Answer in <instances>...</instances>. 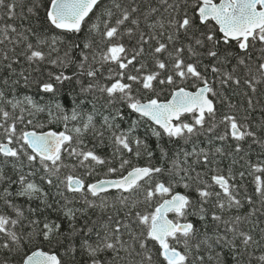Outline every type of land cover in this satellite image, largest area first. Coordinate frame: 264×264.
<instances>
[{"label": "snow or ice", "instance_id": "snow-or-ice-1", "mask_svg": "<svg viewBox=\"0 0 264 264\" xmlns=\"http://www.w3.org/2000/svg\"><path fill=\"white\" fill-rule=\"evenodd\" d=\"M97 11L79 42L48 31L82 34ZM22 60L60 70L36 82L27 69L17 72L14 65ZM0 66L18 74L25 86L36 83L45 94L56 95L65 82L75 81L80 85L76 96H84L69 110L58 101L42 105L0 86V186L8 185L0 191V264H155L153 244L159 245L156 255L164 264H223L222 253L213 252L224 248L234 264H242L246 254L251 264L254 252L249 249L260 241L241 225L256 228L255 218L264 215V158L249 159L238 174L225 173L213 167L214 156L224 154V148L211 145L212 137L231 138L236 155L245 152L248 140L264 150V120L256 126L248 118L257 105L264 112V0H0ZM9 79L12 88L19 86V80ZM185 81H193L195 90L183 86ZM3 83L7 86L8 80ZM242 86L248 89L244 117L225 93ZM165 88L171 89V99L160 98ZM143 92L154 95L142 99ZM85 100L92 101L91 111H84ZM221 105L229 109L223 115ZM52 108L64 130L37 131L42 127L34 124L38 114L51 116ZM133 113L152 122L150 135L158 141L167 136L192 142L191 150L170 152L158 144L161 162L151 163L156 151L137 134L140 120L122 127ZM202 134L209 136L208 148L195 144ZM109 145L110 156L98 150ZM126 154L146 156L148 163L133 164ZM97 167L106 168L105 178L88 182ZM249 177L254 195L247 194ZM45 185L55 189V209ZM178 186L191 189L196 198L177 191ZM113 190L118 195L110 203ZM141 193L144 203L157 201L153 210L133 211ZM77 196L85 205L79 209L71 206ZM17 198L28 207L18 205ZM34 201H41L43 209L33 207ZM245 204L251 206L249 214L226 216ZM109 208L113 211L104 219ZM89 209L101 215L78 227L76 221ZM44 210L62 212L58 219L68 218V233L58 219H41ZM193 215L204 222L200 228L189 219ZM260 233L264 239V228ZM37 237L64 248L65 256L39 246L31 250L28 245ZM106 253L111 259L104 258ZM77 255L82 259L76 260ZM259 261L264 262V254Z\"/></svg>", "mask_w": 264, "mask_h": 264}, {"label": "trees", "instance_id": "trees-1", "mask_svg": "<svg viewBox=\"0 0 264 264\" xmlns=\"http://www.w3.org/2000/svg\"><path fill=\"white\" fill-rule=\"evenodd\" d=\"M97 15H99L98 11L94 12V14H92L91 18L86 21L84 32L82 34L63 33L60 30H57L55 28H50V29H48V31L55 33L57 35L65 36V38L69 42H71L73 40L79 42L80 36L87 33L88 28L90 27L91 23L95 21ZM211 26L217 27L214 25V22ZM37 27H38V25H37ZM218 35H219V33H218ZM125 43L134 44L135 41L134 40H125ZM221 47H225V46L222 45ZM231 47L233 49H236L235 42L232 43ZM21 50H22V46H18L17 47V53H19ZM236 50H238V49H236ZM258 54H259V46H257V48L254 49V52H253L254 56L258 55ZM4 63H6V62H4ZM205 63H208V61H205ZM14 67L17 68V72H19L21 69H27L28 72L30 73L29 79L32 80L33 78H35L36 82L46 80L48 78L49 72L55 73V72H58L60 70L55 65H48V64H44V63H41L39 65H31L30 66L29 64L24 63L23 60L21 61L20 64L14 65ZM73 67H75V66L73 65L72 67H70L68 69V71H71ZM9 77H11V79H14V80H19L20 81L19 86L12 88L11 87V80L9 79ZM5 80H8L7 86H5L3 83ZM0 86L5 87V90L8 91L10 94H15V95L20 96V97L32 96L36 101H38L42 105L45 103L51 105V104H54L58 101L59 103L64 105L69 110L71 109V107L75 106L76 104H79L80 100L84 98L83 94L81 97L76 96V93L79 91L80 85L77 84L75 81L65 82V84L60 88L59 92L56 95L45 94L37 88L36 83H30L28 86H25L23 79H21V77L18 74H12L6 67H2V66H0ZM183 86L188 87L191 90H195V88L193 87V81H185ZM158 91H159V89H158ZM260 91L264 92V89H261ZM245 92H248V89L243 87V86L240 89H225L226 95L231 97L233 103L240 106V111H239L240 117H244L246 115L245 112L243 111V109L247 107L246 98L243 95V93H245ZM249 94H251V93H249ZM153 95H154V93L143 92L141 98L147 99V98L152 97ZM254 95L258 96V94H254ZM170 97H171V89L165 88L161 92L160 98L162 100H168ZM261 104H264V99H261ZM91 105H92V101L85 100V103L82 105V107H83L84 111L88 112V111L92 110ZM123 110L125 111L126 114H127V112L130 111L129 109L126 108V106L123 108ZM51 111L53 113V115H51V116L49 115V112H43V113L38 114L36 120L34 121V124L42 125V127L38 126L36 129L37 131H47L50 129H54L56 131L64 130L63 122L59 118V113L56 112L55 108H52ZM228 111H229V109L227 106H223V105L220 106L221 115H223L224 113H226ZM104 114L107 115V112H105ZM248 118L250 121L254 122V124L256 126L259 125L261 120H264V112H262L260 110V105H257L256 111L252 112ZM133 119L140 120V126L137 128V134L142 139H147L151 148L154 151H156V157H154L153 160L151 161V163H153V164L159 165L161 162L158 144H162L165 148L169 149L170 152L178 150L179 148H185V149L190 151L192 146H193L192 142H189L186 144L183 140H180V139H171L170 140L167 136H164L162 139H160L158 141V139L156 137L150 135L151 129L148 127V124H150L152 122L148 121L146 118L139 117V115L135 114V113H133L129 119L122 122V127L127 128L128 124L131 123V121ZM184 119L191 122V116L190 115H185ZM97 120L99 121L100 117H97ZM117 122L121 123L119 120ZM71 126L72 125L69 124V127H71ZM153 126H155V125H153ZM223 130H224L223 127H221L219 129H217V133L222 134ZM212 139H213V144L211 145V147L213 150L215 147H223L224 148V154H222V155L216 154L214 156L213 167L218 166L225 173H227V171L231 170L233 172V174H238L240 171H244L248 167L247 161L249 159H251L252 162H256L258 157L264 158V150H262L261 146L252 144L251 140H248V141L244 142V144H243V148H244L245 152L248 153V155H245V152H241L239 155H236L234 153V147H235L236 141L232 140L231 138H229V140L226 142L215 140V137H212ZM208 140H209V136L202 134L195 141V144L198 145L199 147H202V148H208L209 147ZM105 143L107 144V141H105ZM249 145H251L250 150H249ZM89 146H91V138H89ZM98 150L101 151V154L110 156V145L108 147L98 146ZM126 156H128V158L132 159L133 164L144 165V164L148 163V158L146 156H141L139 159L130 157V154H126ZM240 156H243L244 159H240ZM234 161H236V162L234 163ZM68 162L69 161H66V163H68ZM203 167L204 166L201 165V168H198L197 171H200ZM6 172L11 175L12 174L11 167L6 168ZM80 172H82V170H78V174H80ZM96 172H97V175H94L92 177L87 178L88 182H92L95 179L105 178L104 173L106 172V168L97 167ZM13 178H15V176H13ZM244 183L247 185V194L254 195V192H253L254 186L251 183V178L249 177ZM7 186H8L7 184H3L2 186H0V191H2L3 187H7ZM12 188L14 191L16 186L13 185ZM45 190L49 192V194H50L49 202L53 203V208L55 209L56 205H55L54 200L52 198L53 194L55 192V189H53L51 186L45 185ZM177 191H182V192L188 191L190 194L193 195V199L196 198L195 194L192 192L191 189L185 190L182 186H178ZM117 195L118 194L115 191H112L109 194L108 199H109L110 203L112 202L113 197H116ZM69 199H72L71 195H69ZM138 199L141 201V203L138 204L136 209H133L134 212L135 211H144V210L151 211V210H153V208L155 207V205L157 203V201H155V200L152 201L151 204L144 203L142 193L138 196ZM16 203L18 205L25 207V208L28 207V202L24 198H17ZM61 203H63V201H61ZM37 205H39L41 207V209H43V204L41 201L32 202L33 207H35ZM71 206L79 209V208L84 207L85 205H84L83 201L80 199V197L77 196L73 200V204ZM250 208H251L250 205L245 204L242 208H240L238 210H232L229 213H226V216H231V215L245 216L246 214H249ZM5 210L9 211V212L11 211L10 209H5ZM112 211L113 210L111 208H109L108 212L104 214L103 218L107 219V216L110 215L112 213ZM125 211H126V209H125ZM100 215H101V213H100L99 209H95V210L89 209L85 215L80 216L78 218V220L76 221V224L79 227V226L83 225L84 221H88L89 225H91V222L94 220H97V218ZM121 215H123V212H121ZM61 216H63L62 212L53 211V210H44L41 213L40 218L43 219L44 217H49L52 219H58ZM173 216H174V214H170L171 218H173ZM189 219H191L193 221V223L196 224L197 228H200L201 224L204 223L200 220L199 215L190 216ZM208 219L210 220L211 217H209ZM255 220L259 222L258 227L252 228L251 223H244L241 225V227L245 231H248L249 229H251V234L254 236V238L256 240L260 241L259 246L250 247V249H249L250 252H254V256L251 257V264H264V262L259 261L260 255L264 254V239L261 238L262 234L260 233V228H264V215L258 214L257 217L255 218ZM58 222H61L63 224L64 230L67 234L68 230L70 228V221L68 220V218L64 217L62 220L58 219ZM208 231L209 232L212 231L211 226L208 227ZM68 238H69V240L74 239V237L72 235H69ZM76 243H79V241L77 240ZM37 246L44 248L46 251L47 250L56 251L62 257L65 256L64 248L50 246V245H47L46 243H41L39 237H37L36 240L32 244L28 245V247L31 248V250H35ZM152 249H153V253L155 256V264H164L163 258L156 255L159 252V245L153 244ZM216 252L222 253V255L219 257V259L221 262H223V264H234L233 259L230 255L229 249H227V248L216 249L213 252V255H215ZM201 254H203V252H201ZM124 255H125V253L121 252V256H124ZM111 256H112L111 253H106L104 258L111 259ZM0 258H2V253H0ZM75 259L81 260L82 257L80 255H77L75 257ZM248 261H249V257L246 254L242 264H248ZM121 264H123V262H121Z\"/></svg>", "mask_w": 264, "mask_h": 264}, {"label": "water", "instance_id": "water-1", "mask_svg": "<svg viewBox=\"0 0 264 264\" xmlns=\"http://www.w3.org/2000/svg\"><path fill=\"white\" fill-rule=\"evenodd\" d=\"M218 2V1H217ZM218 27V26H217ZM194 91V90H193ZM169 99H171V97L169 98ZM52 130H54V129H52ZM48 131V130H47ZM56 131V130H55ZM46 132V131H45ZM113 191H115V190H113ZM171 214V213H170ZM170 214H169V218H170Z\"/></svg>", "mask_w": 264, "mask_h": 264}]
</instances>
